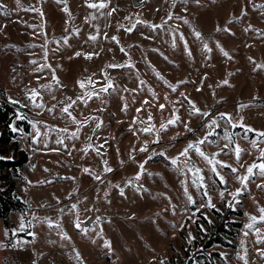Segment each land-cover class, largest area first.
<instances>
[{"label": "rangeland", "instance_id": "374dc122", "mask_svg": "<svg viewBox=\"0 0 264 264\" xmlns=\"http://www.w3.org/2000/svg\"><path fill=\"white\" fill-rule=\"evenodd\" d=\"M0 103V264H202L225 209L215 264H264V0H0Z\"/></svg>", "mask_w": 264, "mask_h": 264}, {"label": "trees", "instance_id": "16d2710c", "mask_svg": "<svg viewBox=\"0 0 264 264\" xmlns=\"http://www.w3.org/2000/svg\"><path fill=\"white\" fill-rule=\"evenodd\" d=\"M12 115V109L5 103H0V155L5 153L4 145L7 143L10 132L7 129L8 122ZM26 161L23 151L17 150L10 158L0 157V220L4 227H8L7 213L16 208L11 199L10 191L13 183L11 177L17 175V170L21 168ZM215 220L208 224L207 231L196 240H193L197 258H201L202 264H215V258L218 257L216 251L210 248L214 244L224 247H232L231 237L240 225L237 220H232L231 215H240L239 211L225 209L222 212L215 211ZM181 264H198L187 251V259Z\"/></svg>", "mask_w": 264, "mask_h": 264}, {"label": "snow or ice", "instance_id": "6c2138e0", "mask_svg": "<svg viewBox=\"0 0 264 264\" xmlns=\"http://www.w3.org/2000/svg\"><path fill=\"white\" fill-rule=\"evenodd\" d=\"M89 7H93V8H95V7H97V5L96 4H90L89 5ZM99 7H105V5L104 4H100L99 5ZM197 36H199V33H197ZM92 39H95V37H92ZM113 39H116V37H113ZM77 55H79V53L77 54ZM113 67H115V65H112ZM225 83H227V81H225ZM81 86L83 87V84H81ZM38 95V93L35 91V90H32V93H31V98L34 100L35 99V97ZM13 103H17L16 101H13ZM37 106H40V105H37ZM70 107V106H69ZM161 108H163L164 107V105H161L160 106ZM63 111L64 112H68V108L67 107H65L64 109H63ZM194 111H196V112H199V109H195L194 108ZM204 115H207V113H204ZM222 116L223 115H227V114H221ZM169 124H171V123H174V121H172V120H170L169 122H168ZM213 123H215V121H213ZM97 127H99V125H97ZM162 128L164 127V125H162L161 126ZM185 127H187V125L185 126ZM151 129H144V131H150ZM248 131H252V129H247ZM188 131H192V129H188ZM73 135H75V133L73 134ZM258 135L260 136V137H264V132H260V133H258ZM205 141L204 140H201V141H199V142H197L196 144H193V143H189L188 145H187V147L180 153V155L181 156H186L187 155V153H188V151H189V149H194L199 155H201V156H203L204 155V153L201 151V149H200V147H199V144H202V143H204ZM253 146H255V141L253 142ZM142 151H144L145 149H141ZM240 149L239 148H237L236 149V152H237V158H239V153H240ZM261 156L262 157H264V149H262L261 150ZM176 161L175 160H173V163H175ZM210 163H211V161H209ZM259 169V174L260 175H262V176H264V163H260V164H252V165H250L249 167H248V169H247V173H248V175H245L244 177H240V180H241V184H245L246 183V181L250 178V176L251 175H253L254 173H253V169ZM111 169H106V171H110ZM85 171L87 172L88 171V169H85ZM233 171H236L235 169H233ZM97 179H99V177H96ZM258 187H264V185H258ZM239 191V190H238ZM221 195H223V194H221ZM233 195H235V193L233 194ZM191 199V198H190ZM260 211H261V213H262V215L259 217V220L260 221H264V209H260ZM252 219H253V221H255L257 218L256 217H252ZM20 227H21V229L24 227V225L23 224H21L20 225ZM76 227H79V224H77L76 225ZM247 227H249V228H251L252 227V224H249V225H247ZM261 255H264V253H261Z\"/></svg>", "mask_w": 264, "mask_h": 264}]
</instances>
